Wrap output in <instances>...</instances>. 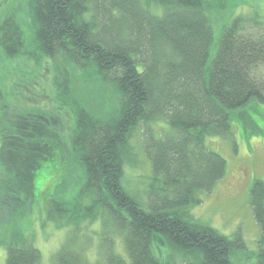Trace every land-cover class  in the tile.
<instances>
[{"label":"trees","instance_id":"obj_1","mask_svg":"<svg viewBox=\"0 0 264 264\" xmlns=\"http://www.w3.org/2000/svg\"><path fill=\"white\" fill-rule=\"evenodd\" d=\"M214 7L210 0H28L36 52L50 60L54 99L73 124L64 144L56 114L2 109L3 224L33 208L35 176L53 164L58 184L45 216L69 230L55 264H88L76 243L85 238L81 224L94 221L101 229L99 264H163L157 243L165 247V264H233L244 247L240 234H221L191 209L225 175V160L206 147V138L222 137L235 151L231 111L241 115L250 102L264 104L257 73L264 67V32H246L247 21L234 18L222 27L208 63ZM26 43L19 19L7 16L0 24L4 57L25 55ZM158 119L170 127L161 138L151 128ZM139 130L150 167L143 198L123 183L125 167L138 164L132 140ZM72 163L83 181L70 205L56 190ZM250 206L260 230L252 264H264L261 180L252 183ZM117 238L125 257L115 252ZM0 246L4 264H40V252L19 229L2 236Z\"/></svg>","mask_w":264,"mask_h":264},{"label":"rangeland","instance_id":"obj_2","mask_svg":"<svg viewBox=\"0 0 264 264\" xmlns=\"http://www.w3.org/2000/svg\"><path fill=\"white\" fill-rule=\"evenodd\" d=\"M215 5L212 13L213 44L209 52L208 63L212 60L216 50L222 27L234 18H243L246 32H264V0H210ZM19 19L21 29L26 37L27 50L25 55L14 60L4 57L0 49V116L4 107L22 114L25 111H37L41 115H57L61 125L58 126L64 144L67 143L69 127L73 119L59 106L54 99L55 92L52 85L53 71L50 60L40 57L32 39L31 18L28 13V0H0V24L9 16ZM257 22L258 25L253 24ZM261 23V24H260ZM37 55L36 61L32 56ZM264 78V67L257 70ZM31 81V83H30ZM27 83H30V85ZM240 110L231 111V127L233 130L236 150L232 143L222 137H208L205 145L209 150L220 155L226 162L223 179L218 181L211 192L200 193L201 203L191 209L192 214L202 222L216 229L221 234L233 237L240 234L244 247L232 257L233 264H252L256 260L259 249L260 230L254 221L250 206V189L255 180L264 183V104L250 102ZM239 114V115H238ZM10 117V116H9ZM12 118V117H11ZM9 119V118H7ZM155 137L161 138L170 127L166 120L158 119L151 124ZM132 140L137 154V166H126L123 183L127 189L143 198L150 175V167L140 145V130ZM68 151V150H67ZM73 164V163H72ZM1 166V165H0ZM49 169L41 170L35 177L34 204L28 213L17 216L16 220L3 224L0 217V239L14 229L21 230L32 245L40 252V264H55L56 255L65 242L67 228L55 227L46 220L45 205L48 196L54 191L58 181V174L53 164ZM0 169V178H1ZM9 176V173L7 172ZM6 175H3V177ZM83 181L82 172L78 166L71 165L69 177L62 183L56 193L63 202H74V196ZM73 199V200H72ZM95 222V221H94ZM81 224L80 233L85 236L77 245L81 249L88 264H99L98 243L101 229L98 222ZM115 252L125 257L122 240L116 239ZM156 254L166 263V250L162 243H157ZM162 253V255H161ZM6 249L0 246V264H4ZM175 264H181L176 260Z\"/></svg>","mask_w":264,"mask_h":264}]
</instances>
